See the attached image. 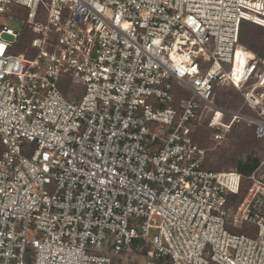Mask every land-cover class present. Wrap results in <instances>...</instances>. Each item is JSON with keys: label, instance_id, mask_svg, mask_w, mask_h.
Instances as JSON below:
<instances>
[{"label": "built area", "instance_id": "obj_1", "mask_svg": "<svg viewBox=\"0 0 264 264\" xmlns=\"http://www.w3.org/2000/svg\"><path fill=\"white\" fill-rule=\"evenodd\" d=\"M244 24L264 0H0V264H264V159L208 168L264 140Z\"/></svg>", "mask_w": 264, "mask_h": 264}, {"label": "rangeland", "instance_id": "obj_2", "mask_svg": "<svg viewBox=\"0 0 264 264\" xmlns=\"http://www.w3.org/2000/svg\"><path fill=\"white\" fill-rule=\"evenodd\" d=\"M12 26L19 29L21 23L20 21H14ZM243 26V28L248 27V30H246L248 39H253L254 44H256V52L264 58V29L252 27L249 24H244ZM230 95L233 97V105L231 107H237L242 102L240 95L233 91H230ZM225 97L228 98L227 94H224ZM260 141L255 140L252 127L242 123L238 124L232 129L226 142L211 152L209 165L215 168L228 169L231 166H235L236 162L239 161L243 164L251 163L253 159L261 161L264 158V141Z\"/></svg>", "mask_w": 264, "mask_h": 264}, {"label": "trees", "instance_id": "obj_3", "mask_svg": "<svg viewBox=\"0 0 264 264\" xmlns=\"http://www.w3.org/2000/svg\"><path fill=\"white\" fill-rule=\"evenodd\" d=\"M252 27H256V26H252ZM247 28H243V30H242V34H241V42H242V45H243V47L248 52H250L251 54H253V56L259 55L256 52V49H255L256 44H254L253 39L252 38L251 39H248V35L246 34V32H247L246 30H248ZM250 41H251V43H250ZM222 98H223L222 100H224V96H222ZM253 135H254L255 140L261 142L259 139L256 138L254 131H253ZM209 159H210V157H209ZM261 161L259 159H253L251 161V163H244V164L239 161V162H236V165L235 166H231L228 169L229 170H238V171H241V172H243L245 174H250L259 165V163ZM208 163L210 164V160H208ZM208 168L211 169V170H215V171H219V170H222L223 169L222 167H218V168L211 167V165H209Z\"/></svg>", "mask_w": 264, "mask_h": 264}, {"label": "snow or ice", "instance_id": "obj_4", "mask_svg": "<svg viewBox=\"0 0 264 264\" xmlns=\"http://www.w3.org/2000/svg\"><path fill=\"white\" fill-rule=\"evenodd\" d=\"M193 71H194V69H193Z\"/></svg>", "mask_w": 264, "mask_h": 264}, {"label": "water", "instance_id": "obj_5", "mask_svg": "<svg viewBox=\"0 0 264 264\" xmlns=\"http://www.w3.org/2000/svg\"><path fill=\"white\" fill-rule=\"evenodd\" d=\"M264 178V177H263Z\"/></svg>", "mask_w": 264, "mask_h": 264}]
</instances>
